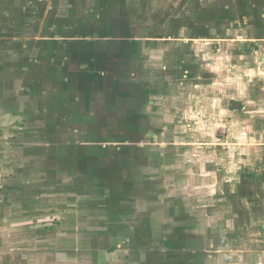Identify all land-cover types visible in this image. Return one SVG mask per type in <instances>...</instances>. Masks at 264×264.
Masks as SVG:
<instances>
[{
    "label": "crops",
    "instance_id": "1",
    "mask_svg": "<svg viewBox=\"0 0 264 264\" xmlns=\"http://www.w3.org/2000/svg\"><path fill=\"white\" fill-rule=\"evenodd\" d=\"M169 1L0 0V247L5 253L0 254V264H9V260L15 262L14 251L17 256L35 258L38 264L52 263L45 251L40 253L38 246H47L46 234L41 232L48 229L45 223L50 215L54 218L61 215L63 207L56 199L53 207L43 206L41 202L45 197L40 198V195L45 192L42 185L48 181L52 183L51 167L59 169L62 164L55 150H60L63 144V117L71 120V116L78 117L92 109L94 111L86 115L91 114L96 124L100 114V109L96 111L98 101L107 102L108 97L113 98L112 87L122 88L121 94L114 97L124 100V106L130 90L144 97L142 87L135 84L134 89H129L130 81L127 80V72L133 68L130 63L136 66L137 60L143 61L144 52L149 54L151 62L155 61L156 69L162 63L167 71L170 63L177 60L179 66L174 65L172 69L181 70L182 76L180 81H165L177 87V95L169 88L163 94L158 91L159 83L151 81L155 92L151 91L152 97L144 100L149 99V107H145L150 109L147 113L152 117L153 132H159V122L165 126L164 132L179 129L187 132L189 126L185 118L189 114L185 110L178 111L186 108V104L179 101L191 102L198 97L207 102L211 99L208 94L213 93V100L225 109L222 113L217 111L216 115L228 117L226 121L222 119L220 125L223 122L230 125L232 143L238 144V149L246 147L249 161L256 158L264 167V0H215L203 4H214V12L200 7L203 10L197 12L198 22L193 26L180 23L190 21L188 16L177 18L172 13L159 12L157 5ZM148 4L150 7L143 12V5ZM135 14L139 17L138 33H135ZM158 15L163 18H155ZM159 19L163 20L161 25L153 22ZM146 20L151 21L150 34L141 29ZM127 29L134 35H128ZM170 35L172 38L209 36L214 42L204 47H211L209 51L198 53L199 48L192 52L184 41L174 44L172 38H168ZM212 52L215 55V85L213 91H207L210 78L201 73L210 69L206 56ZM192 66L199 74L193 77L195 81L187 72ZM120 72L125 81L112 79V75L120 76ZM191 85L199 90L197 94L192 93V89L196 90ZM175 97L181 106L163 107ZM81 103L84 111L79 113ZM159 103L163 106L159 107ZM70 125L75 126L74 123ZM107 126L105 123L102 127L106 129ZM241 138L243 141L239 142ZM32 150L38 153L34 160ZM48 150L58 159L55 164L48 162ZM251 177L246 180L250 187L246 198L253 201L259 198L264 203V174L254 180ZM55 180L53 182L58 185L60 182ZM239 182L242 185L244 181L240 179ZM32 199L35 200L33 204ZM34 224H38L37 229ZM21 228L30 233H13ZM37 230L40 234L35 237ZM33 246L38 247V251ZM53 261L57 264L58 254ZM129 261L131 258L125 264L132 263ZM67 263L59 258L58 264Z\"/></svg>",
    "mask_w": 264,
    "mask_h": 264
},
{
    "label": "rangeland",
    "instance_id": "2",
    "mask_svg": "<svg viewBox=\"0 0 264 264\" xmlns=\"http://www.w3.org/2000/svg\"><path fill=\"white\" fill-rule=\"evenodd\" d=\"M214 2L171 0L168 4L160 3L157 8L160 13H172L177 18L188 16L190 21L180 23L193 26L198 22L197 12L203 10L200 7L214 12V4L203 5ZM132 6L134 8L135 3ZM149 7L150 4L143 5V12ZM138 18L135 14V33H138ZM150 22L142 23L141 29L146 34H150ZM153 22L161 25L163 20ZM126 33L134 35L130 29ZM121 34L123 38L126 36L124 31ZM168 38L171 39V35ZM172 40L174 44L184 41L192 52L199 48L198 53L209 51L211 47H204L214 42L209 36H173ZM142 57L143 61L137 60L136 66L134 62L130 63L133 68L127 72V80L130 81L129 89H134L135 84L141 86L144 97L130 90L124 106V100L114 97L121 94L122 88L112 87L113 98L108 97L107 102L98 101L96 111L100 109V114L96 124L91 114L86 115L94 111L92 109L84 115L71 116V120L63 117V144H60V150H55V155L61 156L62 164L59 169L56 166V172L51 167L52 183L43 184L44 195L40 193V198L45 197L41 202L43 206L53 207L56 199L61 201L63 209L61 215L56 218L50 215L47 219L48 229L41 234H46L48 244L38 246L40 253L45 251L53 264L56 254L58 262L62 258L67 264H125L130 258L131 264H264V203L259 198L255 201L246 198L250 189L246 180L264 174L261 173L263 164L256 158L249 161L246 147L238 149V144L232 143L230 125L226 122L220 125V121H226L228 117L216 115L217 111L220 113L225 109L213 100V93L208 94L211 99L207 102L198 97L191 102L179 101L185 103L186 108L178 111L185 110L189 114L185 118V124L189 126L187 132L184 129L164 132L165 126L160 122L159 132H153V125L150 127L152 117L147 113L150 109L146 110L155 92L151 81L159 83L158 91L163 94L166 88L176 94L177 87L165 84V81H180L182 76L181 70L172 69L174 65L179 66L177 60L170 63L166 71L162 63L156 69L155 61L148 59L149 54L144 52ZM214 57L213 52L206 56L210 69L201 73L210 78L207 91L214 90ZM195 70L193 66L187 70L192 78L199 77ZM120 73V76L112 75V79L125 81L123 72ZM140 79L144 82L139 83ZM191 88L196 90L192 89V93L199 92L193 85ZM147 96L149 99L145 101ZM175 99L169 104L166 101L164 106L159 103V107L174 109L181 106L182 103ZM206 103H209L207 107ZM119 107L122 108L116 113ZM83 111L81 103L79 113ZM105 123L106 129L102 127ZM238 140L243 141V138ZM51 151H47V160L55 164L58 159ZM31 153L33 160L38 157L37 151ZM249 174L251 176H247ZM54 179L60 183L55 184ZM240 179L244 181L242 185ZM31 202L35 203V200ZM33 226L37 229L38 224ZM22 231L27 230L21 228L13 233ZM39 234L37 230L35 237ZM38 238L42 240L41 236ZM38 247L33 246L36 251ZM0 254H5L1 247ZM12 254L16 260H9V264H38L35 258L31 260L25 256L27 260L17 256L15 251Z\"/></svg>",
    "mask_w": 264,
    "mask_h": 264
}]
</instances>
